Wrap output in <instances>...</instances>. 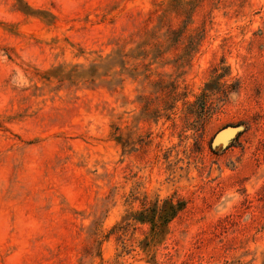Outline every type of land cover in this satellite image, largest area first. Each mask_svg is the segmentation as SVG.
<instances>
[{
	"label": "rangeland",
	"instance_id": "obj_1",
	"mask_svg": "<svg viewBox=\"0 0 264 264\" xmlns=\"http://www.w3.org/2000/svg\"><path fill=\"white\" fill-rule=\"evenodd\" d=\"M0 264H264V0H0Z\"/></svg>",
	"mask_w": 264,
	"mask_h": 264
},
{
	"label": "trees",
	"instance_id": "obj_2",
	"mask_svg": "<svg viewBox=\"0 0 264 264\" xmlns=\"http://www.w3.org/2000/svg\"><path fill=\"white\" fill-rule=\"evenodd\" d=\"M182 207V200H177L176 202L165 200L160 207L154 206L144 215V220H147L149 223H151L150 242L156 241L163 233L162 229L155 226L157 222L156 218H158L160 222H166L169 218L173 217Z\"/></svg>",
	"mask_w": 264,
	"mask_h": 264
},
{
	"label": "water",
	"instance_id": "obj_3",
	"mask_svg": "<svg viewBox=\"0 0 264 264\" xmlns=\"http://www.w3.org/2000/svg\"><path fill=\"white\" fill-rule=\"evenodd\" d=\"M239 125H226L219 129L211 139V146H224L226 145L239 131Z\"/></svg>",
	"mask_w": 264,
	"mask_h": 264
}]
</instances>
